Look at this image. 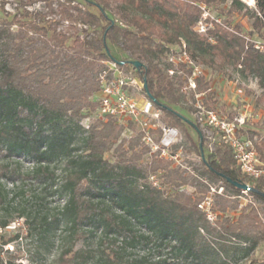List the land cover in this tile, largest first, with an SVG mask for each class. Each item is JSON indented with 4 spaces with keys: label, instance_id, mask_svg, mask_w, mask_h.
Returning a JSON list of instances; mask_svg holds the SVG:
<instances>
[{
    "label": "trees",
    "instance_id": "16d2710c",
    "mask_svg": "<svg viewBox=\"0 0 264 264\" xmlns=\"http://www.w3.org/2000/svg\"><path fill=\"white\" fill-rule=\"evenodd\" d=\"M23 1L30 6L36 0ZM253 1L249 9L239 0H63L58 13L70 22L72 34L27 11L0 21V211H8L7 199H24L31 187L30 199L47 194L62 201L53 215L21 203L14 207L25 220L24 238L33 242L32 255L42 253L59 227L71 245L61 251L58 264H127V252L137 248L153 252L155 264H225L222 254L236 252L225 245L226 238L243 244L244 256L264 243V181L243 176L227 147L202 156L198 125L174 108L185 98L182 88L190 70L167 61L173 47L184 44L189 57L212 72L251 78L259 91L256 105L264 111V55L237 26L228 30L214 24L205 33L195 31L200 6L228 3V12L245 9L253 30L264 39V0ZM112 4L120 24L111 16ZM115 64L133 72L165 125L183 133L185 150L199 158V167L192 169L199 175L156 158L159 153L144 162L149 149L139 130L131 126L135 135L121 138L124 127L113 117L102 116L88 128L82 125L97 109L101 79L110 77ZM207 76L196 79V92L204 107L214 110L215 93ZM186 126L195 131L196 141ZM249 138L264 161V136L251 133ZM22 163L31 167L22 171ZM150 176L163 188L191 187L195 194L163 191L148 183ZM201 176L235 193L215 196L214 225L198 208L209 191ZM226 179L248 186L251 203L241 205L236 196L243 190ZM8 224L1 218L0 230ZM20 238L0 236V250ZM78 242L82 246L76 248ZM14 258L9 256L8 262ZM6 263L0 257V264Z\"/></svg>",
    "mask_w": 264,
    "mask_h": 264
},
{
    "label": "rangeland",
    "instance_id": "374dc122",
    "mask_svg": "<svg viewBox=\"0 0 264 264\" xmlns=\"http://www.w3.org/2000/svg\"><path fill=\"white\" fill-rule=\"evenodd\" d=\"M62 1L63 0H36L33 5L26 6L25 1L23 0H0V21L4 18H7L8 20H10L14 14H20L24 11H27L28 13L31 14V17L36 18L37 15L44 16L46 21H49L55 24L59 31H62L66 34L67 33L72 34L74 32V29L69 26L70 22L68 21L66 22L61 17V15L58 13V10L60 8L59 4ZM239 1L243 5L248 7L249 9L253 8V6H248L244 2V0H239ZM80 4L82 3L80 2ZM228 6L229 4L225 3L218 8H213V7H207V8L209 9L210 13L214 17L220 19V21L224 25L228 26L229 28H233L237 26L240 30L241 35L245 37V39L264 40L258 36L257 31L253 30L252 28L253 20H251V18L249 17V13L245 9H242L240 13L228 12ZM110 13H111L112 18L114 19V22L116 24H120L121 20L119 18L118 13L114 9V4H112ZM72 15H74V12H72ZM206 24L208 26V29H212L214 27V24H212V26H209L210 24L209 21H206ZM12 29L16 30V27L13 26ZM78 32L80 33L79 30ZM80 34L83 36L86 35V33H80ZM117 49L118 51H121L122 49L121 44L118 45ZM179 49H180L179 47H173L172 51L177 52L179 51ZM120 59L123 60L126 58L121 56ZM198 65L204 71H206L208 75L207 80L210 81L211 85H213L216 89V92H214L215 99H216V104L214 108L217 110H220L225 116L232 117L234 114L240 111V106L246 105L247 103H249L250 110H251V118L245 125V128L248 131L247 136L249 137L251 133H254V134L256 133L257 135L264 136V111H262L261 113V110H259L258 106L256 105V97L258 96L259 91L255 90L254 88H249V87H255V82L251 84L250 82L252 81V79L247 78L246 80H244L245 83L242 84L238 80H236V77H238L237 75L230 74L231 75L230 77H227V76L223 77L221 74L214 73L203 65H200V64ZM159 66L162 69L166 67L165 59H161L159 61ZM118 68H120L121 71L125 73H129L130 71L124 65ZM229 73L230 72L227 71V75ZM224 79H226L227 82H225ZM224 83L226 84L225 89H224ZM246 85H248L249 87L248 86L246 87ZM250 85H253V86H250ZM237 91L238 92L240 91V93L242 94L241 96L243 97H240L239 95H237L236 94ZM182 92L185 93L184 94L185 98L180 101L181 104L179 107L175 106L174 108L178 112L182 113L186 117V119H188L191 123H195L192 113L194 112L193 104L196 102L194 95L198 93L196 92V90L192 92L182 90ZM132 93L133 95L137 96L141 100L147 99L143 93V89L140 93L137 91H133ZM232 97H235L234 100L236 101V103L235 104H225V99L229 101L232 99ZM244 98L247 101L241 102V100L243 101ZM200 100L202 102V98ZM101 117L102 115L99 114V109L97 106V109L95 110V112L88 118H84L81 123L85 128H88L91 126V124L95 123V121ZM254 120H256L255 123L253 122ZM159 121L160 123L165 125V119H164L163 114H161ZM118 122L120 123V125L124 127L122 134H121V138L129 139L131 136H134L135 133L138 131L137 127L130 121L120 120ZM131 126H133L137 131H134L131 128ZM186 128L191 138L194 141H196L197 136H196L195 131L189 126H186ZM202 140L204 143L202 152H203V155L206 157L208 154H210L211 151L207 146L208 143L206 142V139L203 138ZM175 147H176V150L171 149L170 152L177 153L176 158L172 159V158H169L168 156L161 157L160 155L157 156L156 158L167 159L173 162L174 167L176 166L191 175L194 173L196 175H199L198 171L192 170L193 168L199 167V158L195 153L187 152L185 150L186 148H188V143L181 131H180L178 142L176 143ZM213 148L217 150L218 148H220V144L218 142H215L213 145ZM153 154L155 153L149 151L148 155L144 158V162L148 161L150 155H153ZM19 167L20 169H22V171H26L27 169L31 167V164L22 163ZM201 177H202V180L201 179L200 180L209 187V191L202 197L203 199L202 201H205L206 197L212 198L210 199L211 204H212L211 205L212 212H214L213 211L214 199H215V196L218 195V193L226 194V195L235 194L231 192L230 190L226 189L220 182L210 180L206 178L205 176H201ZM148 183H150L152 186L158 189H161L163 191L165 189V191L166 192L168 191L169 193H174L175 191H178V190L179 191L185 190L189 194H192V195L195 194V190L191 187L179 188L177 190L174 188H163L162 186H160L159 184L160 180H158L156 176H150L148 178ZM211 188L215 189L217 193L212 194L210 191ZM27 189H28V193L27 195H25L24 199H7L4 207L7 208L8 211H0V219L3 218V220L8 221L9 223L7 228L0 230V236L5 239L15 234H19L21 236L19 240L10 243L6 247H3V249L0 250V257L7 261L6 264H58L57 258L59 254L61 253V251L64 248H67L71 245V239L69 238V236H67V234H65L64 228L59 227L54 232L47 247L43 248L42 253H39L38 255H32V249L34 246L33 242L30 241L29 239L24 238L26 228H27L25 224V220L24 218H18L17 213L13 209L14 207H16L17 203H21L28 207H33L34 210H39L40 213L44 212L46 214L53 215L57 213L58 208L62 205V201L56 197H50L47 194L43 196L42 195L39 196L40 199L42 200L30 199L29 196L34 192V188L31 187ZM236 198H238V201L241 205L251 203L252 201V197L248 196L246 193H243V192L242 194L236 196ZM253 204L256 205L258 209L261 208V205L256 202H253ZM214 215L216 214L214 213ZM216 220L217 219H215L213 222H209V221L208 222L211 225H214L216 223ZM225 241H226L225 243L226 246L232 247L234 249L233 251H236L234 253H231V251H229V254L227 255V257L224 254H222L223 256L221 258L224 259L225 264H249L251 260L257 262L258 264H262V263L264 264V243H261L260 245H258L252 254L248 256H244L241 254V251H242L241 249L244 246L243 244L236 243L237 241H232L231 238H226ZM218 244H220V242H218ZM81 246L82 245L80 244V242H78L75 247L79 248ZM10 247H12L13 250H10ZM9 256L15 257L13 260L10 259L11 261L10 263L8 262ZM127 257H128L127 264H155L158 261V258H156V255L153 252L148 253L146 250H143L141 248H137V249L127 252ZM141 257H145V260L143 262L141 261L138 262ZM168 263H169V260H168Z\"/></svg>",
    "mask_w": 264,
    "mask_h": 264
},
{
    "label": "built area",
    "instance_id": "2783aa9c",
    "mask_svg": "<svg viewBox=\"0 0 264 264\" xmlns=\"http://www.w3.org/2000/svg\"><path fill=\"white\" fill-rule=\"evenodd\" d=\"M244 2L248 6L254 7L253 0H244ZM200 9L202 15L195 26L196 32L205 33L208 30L206 21H209V26L218 24L230 30L220 19L214 17L206 6H200ZM246 40L252 44L255 50L264 55V40ZM167 61L175 68L178 65H184L190 70V75L186 76L183 91H195L196 79L200 75H207L206 71L189 57L184 44H182L179 51H172ZM174 73L173 69L168 70L169 75ZM110 74L108 79H101L98 102L99 114L113 117L118 121H130L139 130L141 142L150 152L159 153L161 157L176 158L177 153L172 154L170 151L178 142L180 131L177 128L160 123L159 119L162 113L160 110L155 109L148 99L141 100L133 95V91L140 93L143 85L132 72L125 73L118 66L113 65ZM194 96L196 102L193 104L194 112L192 115L198 125L202 139H206L210 151H215L213 145L218 142L230 150L235 166L243 176L252 180L264 181V161L259 158L254 141L243 134L245 125L251 118L250 106L246 104L232 117H228L220 110L206 109L200 100L202 98L201 94H195ZM210 191L212 194L217 193L213 188ZM243 193L246 192L243 191ZM205 199V201L198 204V208L209 222H213L216 215L211 211L210 199L212 198L206 197ZM10 250H12V247H10Z\"/></svg>",
    "mask_w": 264,
    "mask_h": 264
},
{
    "label": "crops",
    "instance_id": "0c3cea01",
    "mask_svg": "<svg viewBox=\"0 0 264 264\" xmlns=\"http://www.w3.org/2000/svg\"><path fill=\"white\" fill-rule=\"evenodd\" d=\"M221 76V75H220ZM225 80V82H227V80L226 79H224ZM236 80H238L240 83H242V84H244L245 83V81L244 80H242V79H240L239 77H236ZM251 84H253V81H251L250 82ZM248 85H246V87H247ZM250 86H253V85H250ZM249 87V86H248ZM226 88V84L224 83V89ZM249 88H254L255 90H257V88H256V85H255V87H249ZM211 89L214 91V92H216V89H215V87L213 86V85H211ZM251 92V91H250ZM237 95H239L240 97H243V96H241L242 94L240 93V91L238 92L237 91V93H236ZM234 98L235 97H232V99L231 100H229V101H227V99H225V104H235L236 103V101L234 100ZM247 100H245V98H244V100L242 101L241 100V102H246ZM248 105H249V103H247ZM244 105H242V106H240V110H241V108L243 107ZM261 113H262V111H261ZM254 123L256 122V120H254L253 121ZM255 131H257V130H255ZM243 134L245 135V136H247L248 135V131H247V129L246 128H244V132H243ZM255 135H257L256 133H255ZM248 137V136H247Z\"/></svg>",
    "mask_w": 264,
    "mask_h": 264
},
{
    "label": "water",
    "instance_id": "95a60500",
    "mask_svg": "<svg viewBox=\"0 0 264 264\" xmlns=\"http://www.w3.org/2000/svg\"><path fill=\"white\" fill-rule=\"evenodd\" d=\"M132 65L135 68H139L140 67V63H138V62H132ZM143 88H144V90H146L145 85H143ZM195 130H196V133L198 134V136L202 139L200 131L198 129H195ZM202 156H203V154H202ZM226 181L228 183H230L232 186L237 187L239 189H242L244 192H247L249 190V187L246 186V185H240V184H238L236 182L231 181L230 179H226Z\"/></svg>",
    "mask_w": 264,
    "mask_h": 264
}]
</instances>
